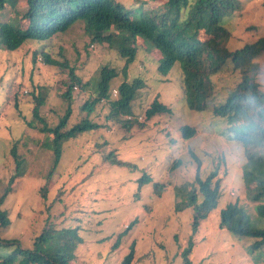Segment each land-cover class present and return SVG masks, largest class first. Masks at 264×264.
I'll list each match as a JSON object with an SVG mask.
<instances>
[{
	"label": "rangeland",
	"instance_id": "374dc122",
	"mask_svg": "<svg viewBox=\"0 0 264 264\" xmlns=\"http://www.w3.org/2000/svg\"><path fill=\"white\" fill-rule=\"evenodd\" d=\"M118 1L130 12L138 2L143 11L157 5L151 0ZM232 1L237 12L230 25L231 48L237 49L264 37V0ZM15 13L7 6L0 23L17 22ZM83 28L78 23L51 40L28 41L15 52L0 47V200L4 198L1 211L10 221L0 236L33 250L47 229L70 230L68 238L77 247L68 264H120L132 246V264H186L183 253L188 249L190 264H264V248L253 250V238L220 227L221 210L236 202L254 225L264 227L244 175V149L227 133L220 135L228 131L223 119L189 108L177 65L166 76L159 73V52L149 53L140 42L125 78V60L90 44ZM44 55L66 61L68 68L46 64ZM255 61L258 79L264 82V55ZM106 65L118 72L111 84L113 99L124 81L145 84L132 105L134 114L120 122L107 120L109 108L99 105L90 118L100 128L63 142L55 157V150L44 147L54 136L41 131L63 120L68 106L61 95L69 70L93 84ZM222 77L213 78L218 93L240 79L232 68ZM75 85L73 114L65 130L86 117L81 108L89 92ZM37 99L43 101L39 111L45 126L35 119ZM156 100L169 112L146 120L145 111ZM183 127L195 133L185 137ZM117 160L125 166L114 165ZM216 169L222 188L218 208L194 230V212L183 203L196 175L205 179ZM144 177L150 180L141 184ZM48 246L66 248L59 240Z\"/></svg>",
	"mask_w": 264,
	"mask_h": 264
},
{
	"label": "trees",
	"instance_id": "16d2710c",
	"mask_svg": "<svg viewBox=\"0 0 264 264\" xmlns=\"http://www.w3.org/2000/svg\"><path fill=\"white\" fill-rule=\"evenodd\" d=\"M151 1L157 3L154 9L143 11L145 7L138 2L139 7L130 12L118 0H22V5L19 4L20 0H0V13L7 6H12L14 13L17 12L15 18H18L17 22L12 18L9 22L0 23V47L15 52L28 41L51 40L81 23L90 44L117 52L125 60V78L128 66L137 60L140 42L146 45L149 53L159 52V73L166 76L177 65L189 108L223 119L228 131H221L220 135L227 133L228 139L232 136L242 145L247 161L244 175L248 187L252 186L250 198L257 204L258 216L264 220V82L258 79L260 67L255 61L264 55V37L246 43L241 48H231L230 25H234V14L237 12L232 0ZM44 57L48 65L58 66L63 71L68 68L66 61L58 62L48 55ZM229 68L234 70L236 77L239 73L240 79L226 87V91L218 93L219 83H215L213 78L217 76L223 79L224 71ZM68 78V82H63L66 91L61 95L68 107L59 125L54 129L45 126V119L39 111L42 100L37 99L34 108L35 119L45 126L41 132L51 134V138L54 136L53 143L50 144V140L44 143L45 150H55L57 158V148L63 142L100 128L90 118L96 107L103 104V107L109 108L107 120L119 121L122 117L132 116V105L137 93L145 87L139 79L124 81L118 86V97L113 99L111 84L118 78V72L110 65L102 67L93 84L83 82L72 69L69 70ZM75 84L89 92L81 108V113H85L86 117L65 130L73 114ZM167 112L169 109L156 100L146 109L145 117L151 120ZM182 130L184 136L189 138L195 133V129L189 127H183ZM16 152L15 145L12 149L14 156ZM113 164L125 166L120 160ZM217 176V169L205 179L197 174L189 198L183 203L184 207L194 212V230L218 208L222 188L221 179ZM149 180L144 177L141 184ZM3 202L4 198L0 200V230L10 225L7 215L1 211ZM220 227L235 235L253 238V250L264 248V227L254 225L237 202L221 210ZM53 232L57 233L56 239L52 237ZM43 234L37 239V246L33 250L24 249L19 243L0 236V264H14L16 259H19L17 264H68L72 259L70 251L77 247L68 238L72 231L47 229ZM51 240H59L66 248L52 249L48 246ZM78 241L81 242V239ZM134 254L132 246L120 264H132ZM188 254L189 249L183 253L186 264H190Z\"/></svg>",
	"mask_w": 264,
	"mask_h": 264
},
{
	"label": "clouds",
	"instance_id": "9594fccd",
	"mask_svg": "<svg viewBox=\"0 0 264 264\" xmlns=\"http://www.w3.org/2000/svg\"><path fill=\"white\" fill-rule=\"evenodd\" d=\"M126 117H130V116H126Z\"/></svg>",
	"mask_w": 264,
	"mask_h": 264
}]
</instances>
